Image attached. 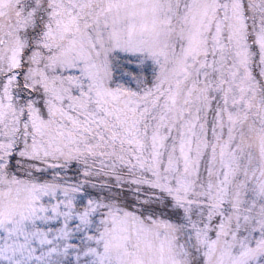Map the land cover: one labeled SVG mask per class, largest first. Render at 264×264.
Here are the masks:
<instances>
[{
    "label": "snow or ice",
    "instance_id": "1",
    "mask_svg": "<svg viewBox=\"0 0 264 264\" xmlns=\"http://www.w3.org/2000/svg\"><path fill=\"white\" fill-rule=\"evenodd\" d=\"M0 264H264V0H0Z\"/></svg>",
    "mask_w": 264,
    "mask_h": 264
}]
</instances>
